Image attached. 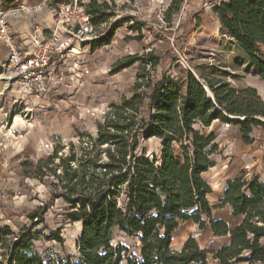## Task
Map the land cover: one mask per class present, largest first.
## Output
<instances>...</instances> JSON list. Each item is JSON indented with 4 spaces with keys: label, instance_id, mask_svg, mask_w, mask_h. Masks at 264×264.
I'll return each mask as SVG.
<instances>
[{
    "label": "trees",
    "instance_id": "16d2710c",
    "mask_svg": "<svg viewBox=\"0 0 264 264\" xmlns=\"http://www.w3.org/2000/svg\"><path fill=\"white\" fill-rule=\"evenodd\" d=\"M183 2L170 0L164 13L168 27ZM9 5L0 0V9ZM115 10L113 0H89L84 13L95 30L113 20ZM211 16L219 22V36L244 54L254 76L264 81L259 50L264 46V0H219ZM126 23L132 24V31L145 27L135 17H125L85 45L91 53L109 45ZM175 53L173 48L117 59L110 76L136 64L139 68L129 96L107 105L95 135L76 129V142L55 145L38 160L20 163L21 182L45 185L49 200L45 207L15 214L29 223L18 234L0 226V250L6 253L0 264H209L207 255L219 264H264V181L247 178L244 172L228 180L220 207L229 206L230 216L214 219L211 187L203 174L214 167L218 148L214 135L202 131L217 121L240 128L243 143L250 144L252 131L264 129V99L255 89L233 83L229 75L211 77L204 65L187 60L182 64ZM170 56L172 67L164 65ZM150 140L159 145V153L151 157L143 146ZM55 201L64 224L79 225L76 254L64 253L57 260L37 252L34 242L42 239L63 248L62 228L44 226L47 233L33 232L44 225L42 212ZM187 222L200 231L210 229L209 248L200 249L190 237L179 251L172 249L174 233ZM116 229L138 241L137 254L123 245L112 246Z\"/></svg>",
    "mask_w": 264,
    "mask_h": 264
},
{
    "label": "rangeland",
    "instance_id": "374dc122",
    "mask_svg": "<svg viewBox=\"0 0 264 264\" xmlns=\"http://www.w3.org/2000/svg\"><path fill=\"white\" fill-rule=\"evenodd\" d=\"M219 0H184L181 11L178 14L171 27H167L164 18L163 10L167 5V0H154L156 5V15L154 18L145 21V25L149 27L148 32L144 29L145 34L150 36L151 40H141L135 43L129 40H120L117 45L112 48L99 51L95 55H90L86 60V65L90 70V78L83 86H76V80L68 78L64 80L61 75V86L71 87L75 86L79 91L77 94L74 92L71 95L62 93L57 101L64 100L65 103H60L57 107L47 111L46 116L50 119H45L44 122L51 123L54 121V126L59 131V137L55 145H67L68 141L76 142L74 130L78 129L82 133H88L92 136L95 135L96 123L100 120L107 105L110 102L117 101L122 95L129 96V89L135 80V74L139 68V64L126 69L119 73L111 83H105L104 78L100 71L99 66L105 65L107 70H110L111 61H115L127 55H134L147 53L150 51H166L175 48L176 53L180 57V61L191 62V64H199L205 66V74L211 77H220L221 75H229L233 83H243L242 77H254V71L251 69L248 59L242 54L235 46L227 45L226 39H223L213 30L214 19L211 16V8ZM116 10L115 19H124L125 17H136L138 5L131 4L123 7L121 0H115ZM195 4V7H194ZM193 7V9H190ZM55 8V7H54ZM183 9V10H182ZM203 14V17H208L203 24L197 15ZM167 37V38H165ZM152 38L156 40H152ZM165 39V40H164ZM144 48V49H143ZM259 50L264 58V46H259ZM143 51V52H142ZM127 52L131 54L125 55ZM183 59V60H182ZM113 60V61H114ZM107 61V62H106ZM172 56L167 57L164 65L172 67ZM206 68H211L213 71H207ZM108 72V71H107ZM156 73H161V68L156 69ZM109 74V73H108ZM110 76V75H109ZM238 77V79H234ZM73 78V77H72ZM72 80V81H71ZM258 83L264 84L263 81L256 79ZM68 82V84H67ZM75 87V88H76ZM75 90V89H74ZM75 90V91H76ZM260 96V95H259ZM261 97V96H260ZM264 99V96L261 97ZM42 99L39 97L38 100ZM32 100H35L32 98ZM37 100V101H38ZM47 106V105H46ZM34 103L26 106L21 100L13 99L8 108L3 112L5 129H9L14 120H19L25 125L26 122H31L35 117ZM22 111V112H21ZM44 111V110H43ZM26 112V116L23 113ZM19 113V114H18ZM42 113V112H41ZM52 113V115L50 114ZM18 114V115H17ZM14 118H12L13 116ZM16 115V116H15ZM16 118V119H15ZM237 127L213 122L212 125L203 129L206 135H214V143L217 145V152L213 155L214 167L203 174V178L211 187V194L208 197L210 205L213 209V218L218 220H227L230 214V209L227 206L220 207V200L222 198L223 190L226 186L227 179L229 178V171L235 165L237 155H234V130ZM6 130L0 133V136ZM21 132L12 131L9 137L12 140H17ZM63 139V140H62ZM52 146V148H53ZM143 146L146 148V153L149 157L159 153V145L155 140L144 142ZM50 150L41 149L35 154L42 156L50 153ZM50 151V152H49ZM1 157V155H0ZM13 164L11 163L10 166ZM20 170L16 168L10 169L8 177H0V215L8 216L10 218V226L15 234H18L20 229L28 226L29 223L25 217L18 218L15 214H26L37 208L45 207L49 200V189L35 180H25L21 182L19 175ZM8 179V180H7ZM11 179V180H10ZM23 184L21 185L20 184ZM25 186V187H24ZM50 205V204H49ZM19 211L18 209H22ZM44 225H40L33 232L42 230L47 233L44 226L50 230L61 229V236L64 238V247H60L55 242H46L42 239L34 242V248L37 252L47 254L54 260L62 258L64 253L68 255H75L74 240L79 234V225L64 224L62 212L58 201H55L50 206H47L46 211H43ZM193 238L200 249H207L210 246L212 235L209 228L200 231L197 225L192 222L180 224L178 229L173 235L172 249L179 251L182 248L183 241L188 238ZM222 243H226L225 239H221ZM264 243V241L262 242ZM112 246L123 245L129 249L130 254L138 253V241L136 239L126 236L124 233L116 229L113 232ZM182 244V245H181ZM6 253L0 250V262L4 261ZM74 262V259H72ZM209 264H219L213 260L212 255H207Z\"/></svg>",
    "mask_w": 264,
    "mask_h": 264
},
{
    "label": "crops",
    "instance_id": "0c3cea01",
    "mask_svg": "<svg viewBox=\"0 0 264 264\" xmlns=\"http://www.w3.org/2000/svg\"><path fill=\"white\" fill-rule=\"evenodd\" d=\"M59 1L60 0H2V3H10V5L5 10L0 9V15H6V19L8 22V32L14 38L15 46L21 53L26 55L32 54V36L36 28L41 31L42 37H49L54 33L56 34V36L62 38V34L56 30V24L54 20V7L55 4ZM103 1L108 2L109 0ZM121 1V5L123 7L131 4L138 5L139 8L138 11H136L137 16L135 18L136 20L143 23H145V21L147 20H150L151 18H154L157 13L154 0H134L132 3L129 0ZM113 2L115 3V0H113ZM167 2H169V0H167ZM20 6L25 7V9L19 10L18 8ZM190 9H193V7H191ZM182 12L183 11L180 10L179 13L182 14ZM197 16L199 17V19H201L203 24L206 22V19H209L208 17H203V14H199ZM115 18L116 15L114 19L111 20L108 24L101 25L99 28L95 29L94 32L96 34L105 32L107 28L117 20ZM118 20H120V18ZM131 27L132 24L126 23L122 25V27L118 28L114 32L112 41L109 45L95 50L93 53L90 52L89 46L85 45L86 42L80 43L76 40H72L70 43V47L68 48L69 52L67 53L66 60H56L48 67L47 72L49 79L46 87L49 89V94L40 100H38V96L28 92L25 87L9 82L7 80L10 74L5 63L8 51L2 44H0V133L3 132V129L6 130L5 133L0 136V177H8V174H11L10 169L12 168L20 170V163L25 158H29L34 161L38 160L42 156L39 157V155L35 153L38 150L42 151L41 147L47 146L46 150L48 151L55 144L59 137V131L56 129V126H54L53 120H51L50 124L44 122L45 119H50V116L45 115V113L47 114V111L45 110H55V108H58L57 106L60 103H65L64 100L57 101L62 93L71 95L74 92L75 94H77L79 89L81 88L76 90V86L81 87L85 83L87 84L90 78V70L86 65L85 58L87 59L88 56L95 55L96 53H98L99 51H103L104 49L112 48L114 45H117L120 40H129V42L133 43L136 42L135 40H151L149 38L150 36H147L151 34V32L148 31V26L145 25V27L140 31H132L130 30ZM144 29L147 30V35L145 34ZM219 29V22L217 20H214L213 30L217 32L218 35ZM139 32L141 38L137 39ZM152 40L156 39L152 38ZM127 54L131 53L127 52L125 55ZM113 60L110 64L115 62V60ZM84 71H88V74H84ZM99 71L103 76L106 77L104 78L106 84H108V82L111 83V81L119 75L118 73L116 75L109 76L108 73L110 70H107L106 66L103 64L99 66ZM61 75L63 76L64 80L70 77H78L81 78V80L79 79L80 82H76V88L74 87L73 89H71V87L68 86L63 88L61 86V82H57V79ZM254 77L255 78L242 77V84L255 89L258 95L262 97L264 96V84L261 83L260 85V83L256 81V79L258 78L256 76ZM32 98H34L35 100H32ZM13 99L21 100L26 106H28L32 102L34 103V106L37 107V109L35 110V117H33L31 122H26L27 125H25L21 121L19 122V120H14L11 127L7 130L5 129L6 127L2 125L4 122L3 112L8 108V105ZM50 114L52 115V113ZM12 131L21 132L24 135H20L17 140H12L9 137V133H11ZM234 134L235 137H233V150L234 155H237V159L235 165L229 171V178L227 179V181L236 177L240 172H244L247 178L255 176L261 181H264V129L256 128L252 131V133L250 134V144L243 143L240 128L237 127L236 130H234ZM68 142L72 141L69 140ZM11 163L13 164L12 166H10ZM18 210L22 211L23 208L21 210ZM10 224V218L8 216L4 217V215L1 214L0 226H8L12 231H14L11 228ZM224 239L227 241V237ZM75 240L74 250L76 253ZM184 243L185 241H183L182 244Z\"/></svg>",
    "mask_w": 264,
    "mask_h": 264
},
{
    "label": "built area",
    "instance_id": "2783aa9c",
    "mask_svg": "<svg viewBox=\"0 0 264 264\" xmlns=\"http://www.w3.org/2000/svg\"><path fill=\"white\" fill-rule=\"evenodd\" d=\"M87 2L88 0H71L68 3L57 4L54 8V20L56 30L62 34V38L54 33L49 37H42L41 31L36 28L32 36L33 52L30 55L23 54L16 48L15 40L8 32L6 15L1 14L0 44L8 51L5 63L10 74L7 80L25 87L28 92L38 97H46L49 94V89L46 87L49 79L48 67L56 60H66L72 40L83 43L96 37L94 29L84 13ZM169 2L162 12L163 18ZM18 9L24 10L25 7L20 6ZM83 73L88 74V71ZM71 79H75L76 82L81 80L78 77ZM60 81L61 79L58 78L57 82L60 83ZM26 115L24 112L23 116ZM4 116L6 117V113ZM41 149H47V146L41 147Z\"/></svg>",
    "mask_w": 264,
    "mask_h": 264
}]
</instances>
